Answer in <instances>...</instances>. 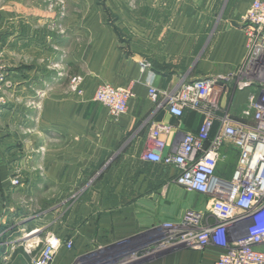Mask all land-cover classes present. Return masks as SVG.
<instances>
[{"label": "crops", "instance_id": "0c3cea01", "mask_svg": "<svg viewBox=\"0 0 264 264\" xmlns=\"http://www.w3.org/2000/svg\"><path fill=\"white\" fill-rule=\"evenodd\" d=\"M252 1L145 0L144 11H56L51 0H0V230L8 232L0 264H31L46 235L72 243L52 264H214L213 247L142 256L168 231L165 224L205 206L174 184V169L141 160L152 124L174 127L161 137L167 155L202 122L189 111L174 118L160 99L148 100L147 87L172 90L182 79L235 69ZM73 76L83 79L81 95L69 90ZM103 84L133 90L117 118L93 100ZM246 95H235L234 106ZM20 238L31 254L12 246Z\"/></svg>", "mask_w": 264, "mask_h": 264}, {"label": "built area", "instance_id": "2783aa9c", "mask_svg": "<svg viewBox=\"0 0 264 264\" xmlns=\"http://www.w3.org/2000/svg\"><path fill=\"white\" fill-rule=\"evenodd\" d=\"M241 24L245 55L235 69L182 79L172 90L147 87L148 100L157 105L160 99L174 118L180 120L189 111L200 114L202 122L196 133H183L167 155H162L161 137L171 135L174 127L152 124L141 160L174 169V184L203 198L205 206L187 209L180 221L165 224L168 231L144 257L166 249L203 252L213 247L219 252L214 264H264V0L252 1ZM139 66L142 71L148 68L143 62ZM4 81L0 63V86ZM82 82L81 76L71 77V93L81 95ZM243 92L247 93L244 103L234 106L235 95ZM133 97L131 88L103 84L93 100L117 118ZM7 233L0 230V245ZM15 245L31 254L23 238L13 241ZM38 247L31 264H52L57 252L71 249L72 243L46 235Z\"/></svg>", "mask_w": 264, "mask_h": 264}, {"label": "rangeland", "instance_id": "374dc122", "mask_svg": "<svg viewBox=\"0 0 264 264\" xmlns=\"http://www.w3.org/2000/svg\"><path fill=\"white\" fill-rule=\"evenodd\" d=\"M56 11H144L145 0H51ZM81 6V8H80Z\"/></svg>", "mask_w": 264, "mask_h": 264}, {"label": "bare ground", "instance_id": "6f19581e", "mask_svg": "<svg viewBox=\"0 0 264 264\" xmlns=\"http://www.w3.org/2000/svg\"><path fill=\"white\" fill-rule=\"evenodd\" d=\"M26 237V236H25Z\"/></svg>", "mask_w": 264, "mask_h": 264}]
</instances>
